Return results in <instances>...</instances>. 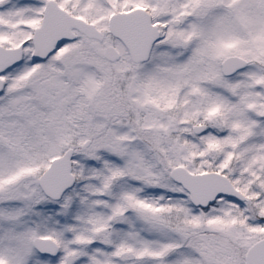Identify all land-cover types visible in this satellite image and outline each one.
I'll list each match as a JSON object with an SVG mask.
<instances>
[{
	"label": "snow or ice",
	"instance_id": "1",
	"mask_svg": "<svg viewBox=\"0 0 264 264\" xmlns=\"http://www.w3.org/2000/svg\"><path fill=\"white\" fill-rule=\"evenodd\" d=\"M0 264H264V0H0Z\"/></svg>",
	"mask_w": 264,
	"mask_h": 264
}]
</instances>
